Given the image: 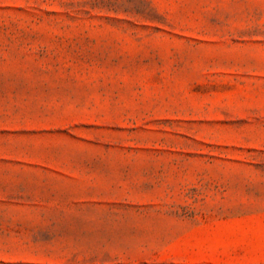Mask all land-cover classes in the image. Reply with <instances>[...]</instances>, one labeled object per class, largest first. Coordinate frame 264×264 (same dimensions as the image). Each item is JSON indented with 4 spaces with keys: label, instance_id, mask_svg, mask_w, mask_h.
I'll return each mask as SVG.
<instances>
[{
    "label": "rangeland",
    "instance_id": "obj_1",
    "mask_svg": "<svg viewBox=\"0 0 264 264\" xmlns=\"http://www.w3.org/2000/svg\"><path fill=\"white\" fill-rule=\"evenodd\" d=\"M0 264H264V0H0Z\"/></svg>",
    "mask_w": 264,
    "mask_h": 264
}]
</instances>
